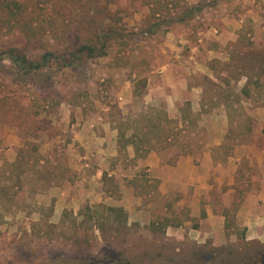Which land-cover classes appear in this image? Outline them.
Segmentation results:
<instances>
[{
  "label": "rangeland",
  "instance_id": "1",
  "mask_svg": "<svg viewBox=\"0 0 264 264\" xmlns=\"http://www.w3.org/2000/svg\"><path fill=\"white\" fill-rule=\"evenodd\" d=\"M248 1L0 0V51L16 48L33 61L52 56L30 75L17 74L8 60L0 61V264H238L243 259L264 264L258 258L264 257V243L245 240L235 224L236 199L223 207L219 193L212 190L208 199L225 211L229 222L224 235L197 233H208L210 227L204 224V198L195 193V169L167 183L165 169L153 173L145 168L134 176L124 151L120 159L101 162L118 166V171L94 178L83 175L82 167L94 158L80 160L107 149L84 142L96 133L89 121L100 118L122 127L121 137L136 134L141 157L150 150V140L172 137L173 146L153 147L162 163L174 164L197 137L191 136L192 129L190 135L182 133L176 120L165 119L166 113L155 112L157 104L145 109L141 82L165 66L171 51L165 46L168 35L195 36V46L203 37L205 49L213 47L218 15L224 10L242 14ZM255 4L250 29L224 47L230 61L205 60L213 74L226 75L219 92L222 101L243 99L235 91L242 75L251 79L254 102L261 101L264 3ZM192 7L199 10L183 19ZM198 29L209 38L198 36ZM95 37L104 40L105 56L81 53L73 58L74 51ZM179 47L181 54L191 52L188 45ZM198 79L211 104L218 91L207 77ZM126 82L130 88L124 87ZM131 88L132 100L128 94L119 108L118 95ZM127 106L132 108L121 114ZM151 124L160 126L151 129ZM123 145L118 140L117 149ZM121 167L128 169L125 176ZM192 180L194 187L188 184ZM108 207L122 209V218L107 219Z\"/></svg>",
  "mask_w": 264,
  "mask_h": 264
},
{
  "label": "crops",
  "instance_id": "2",
  "mask_svg": "<svg viewBox=\"0 0 264 264\" xmlns=\"http://www.w3.org/2000/svg\"><path fill=\"white\" fill-rule=\"evenodd\" d=\"M260 1L264 3V0ZM255 3L256 0H249L250 5L244 9L242 14L231 10H224L220 13L215 21V26L219 29V34L215 39L217 45L208 49H205L206 43L203 37L198 39V43L201 44L195 46L196 43L192 40L195 36L168 35L165 46L171 51L166 53L165 66L157 72L158 75L149 74L145 79L143 96L145 109L160 106L155 112L166 113L167 120H176L179 128L183 129L182 133L187 132L190 135L192 129L191 136L197 137L189 143L187 149L185 148L179 156L175 157L176 162L169 166L162 163L159 151L153 147L156 143L164 144L165 147L173 146L175 141L172 137H166L160 141L150 140V150H147L141 157L139 154L142 151L137 139L130 135L133 132L129 136L124 133L121 137L122 127L115 126L112 121L97 118V120L89 121L88 125L89 128L95 129L96 133L89 132L84 142L103 144L107 149H102L101 155H98V151H92L93 154L80 157V160L95 159L89 161L92 165L86 161L83 163L82 167L86 168L83 170V175L85 173L86 176L97 178L103 175L111 176L114 173L113 169L118 171V166L101 165V162L115 160L116 156L120 159L122 155L119 154L124 151L127 161L133 164L134 176L138 170L145 168L153 173L165 169L167 173L169 172L168 181H165L167 183L174 182L176 178H185L188 176L187 170L193 172L195 169L199 173L195 193L200 192L204 198L202 204L206 212L204 224L210 227L208 233L201 230L197 233L201 236L206 234L221 236V233L224 235L225 224L229 222L225 211L208 199L213 190L219 193L223 207H227V202L232 203L234 199L237 200L234 221L244 232L245 240L264 243V85L260 96L261 101L255 103L257 94L251 86V79L242 75L243 83L235 91H239L243 99L241 98L239 103L233 102V97L222 101L219 92L225 88L223 82L226 75L213 74L210 66L205 62V60L214 59L221 62L230 61V53L224 50V47L229 41L236 42L240 33H245L250 29L249 25L251 26V22H254L257 15ZM196 34L206 39L209 38L206 31L201 32L200 29ZM247 36L250 37L252 34H247ZM253 39L252 36L251 40ZM179 44L188 45L191 52L181 54ZM198 46L202 47L200 51H198ZM200 75L211 80L215 86L214 90L218 91L214 94L211 104L206 102L207 91L198 79ZM230 81L233 84L232 79ZM126 85L130 88L128 82L124 87ZM245 93H247L246 96ZM128 94L132 100L133 88L127 90L125 95L123 93L118 95L121 101L118 104L119 108L124 107L123 102L128 98H126ZM126 108L128 109L121 110V114L128 110L126 115L132 106ZM99 120L101 121L98 122ZM118 140L124 144L122 152L119 148L117 149ZM109 150L114 152L109 153ZM120 172L121 176H125L128 169L121 167ZM242 176L245 178L243 179ZM189 178H191L190 175ZM83 182H86V185L89 184L88 180ZM188 184L193 187L195 185L193 180Z\"/></svg>",
  "mask_w": 264,
  "mask_h": 264
},
{
  "label": "trees",
  "instance_id": "3",
  "mask_svg": "<svg viewBox=\"0 0 264 264\" xmlns=\"http://www.w3.org/2000/svg\"><path fill=\"white\" fill-rule=\"evenodd\" d=\"M7 9H9L8 6H6ZM12 7L17 8L18 5L16 3H12ZM199 10L198 8H190L189 11L183 14V19L189 18L193 15L194 11ZM66 16V15H65ZM98 44H101L99 46ZM81 53H85L89 57H103L106 55L105 46H104V40L101 37H95L94 41L91 43H87L82 45L79 49L74 51L72 53L73 58L78 56ZM52 56L45 55L42 57L39 61H33L27 58L26 54H24L21 50L16 48H8L4 51H0V61L8 60L11 64V68L14 70L15 73L20 75H30L35 74L39 72L42 68L45 67L48 59ZM72 61H70L67 64H70ZM142 86H145V81L141 82ZM162 113V112H161ZM160 116V115H159ZM165 119L167 117L165 116ZM159 126V124L157 125ZM157 126L151 124V129L156 128ZM133 138H136L138 140V136L136 134L132 135ZM122 209L120 208H113L108 207L105 209V216L107 219L111 218H122ZM102 231H104V227L101 228ZM259 261L264 260V257L258 256ZM251 260V259H250ZM260 263V262H259ZM238 264H248L246 259H243ZM254 264H257L254 262Z\"/></svg>",
  "mask_w": 264,
  "mask_h": 264
},
{
  "label": "built area",
  "instance_id": "4",
  "mask_svg": "<svg viewBox=\"0 0 264 264\" xmlns=\"http://www.w3.org/2000/svg\"><path fill=\"white\" fill-rule=\"evenodd\" d=\"M118 100H120V99H118Z\"/></svg>",
  "mask_w": 264,
  "mask_h": 264
}]
</instances>
